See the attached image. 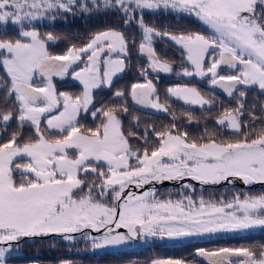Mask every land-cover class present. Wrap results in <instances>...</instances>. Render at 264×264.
Returning a JSON list of instances; mask_svg holds the SVG:
<instances>
[{"label": "snow or ice", "instance_id": "1", "mask_svg": "<svg viewBox=\"0 0 264 264\" xmlns=\"http://www.w3.org/2000/svg\"><path fill=\"white\" fill-rule=\"evenodd\" d=\"M101 7L120 11L125 25L135 22L140 28L137 50L148 60L141 75L173 72L154 46L155 40L168 39L181 47L193 69L182 68L177 74L209 77L210 85L224 89L229 97L238 93L236 108L223 110L216 120L235 139H222V133L207 128L204 136L190 137L175 123L161 130L146 127L143 135L126 131L119 115L129 112L126 102L90 112L94 90L111 88L114 77L128 68L136 40L108 29L93 34L82 46L72 44L63 54H53L49 42L58 37L34 27L25 29L24 24ZM161 8L195 16L212 34L172 32L145 22V10ZM8 23L19 25L20 31L18 38H0L4 93L0 102L5 105L0 108V125L6 133L15 121L19 130L0 143V245H5L0 246V264H7L13 243L18 248L22 240L53 234L73 243L82 238L99 249L140 237L186 238L264 227V193H237L231 200L217 201L197 196L195 186L187 183L173 199V193L161 194L155 186L186 178L201 185L236 179L247 185L264 184V127L256 130L259 117L254 112L251 123L242 122L247 91L240 90L255 86L264 94V0H0V24ZM79 64L83 67L71 74L82 83V94L57 92L53 78L69 75ZM222 65L238 71L221 75ZM166 91L187 105L213 106L196 87L172 86ZM113 95L121 99L127 95L135 105L169 112L151 79L133 83L127 94L118 90ZM53 111L58 114L52 115ZM46 113L47 130L60 134L56 139L41 130ZM82 113L93 118L99 114L103 120L86 127L80 123ZM133 121L139 127V118ZM25 125L33 129L35 139H21ZM24 158L26 163H18ZM145 186L149 187L139 193L131 190ZM194 255L206 264H264V245L197 248ZM151 264L186 262L169 258Z\"/></svg>", "mask_w": 264, "mask_h": 264}, {"label": "trees", "instance_id": "2", "mask_svg": "<svg viewBox=\"0 0 264 264\" xmlns=\"http://www.w3.org/2000/svg\"><path fill=\"white\" fill-rule=\"evenodd\" d=\"M91 7V4L89 3ZM145 22L149 25H155L158 29L169 30L172 32H191L201 33L205 36L212 34L210 28L203 24L195 16L188 14L178 13L171 9H159V10H145L144 12ZM25 29L30 27L36 28L41 33L52 32L58 37L56 42H49V51L53 54H63L69 46L75 44L76 46H82L87 43L89 38L100 31L108 29H116L122 31L130 39H135L136 46H132L130 49L131 59L127 61L128 68L117 75L114 78V82L111 88L102 87L94 90V105L90 106V112L95 111L100 107H119L123 103H127L129 112L119 113L121 119L124 122V128L126 131L131 130L134 132H140L143 135L144 128L155 127L157 130H161L165 127H170L173 123L177 125L180 131H187L190 137L204 136L205 129L214 130L222 133V139H235V137L229 131L222 127L217 126L216 120L225 109H235L239 101L238 93L232 97H229L227 93L218 92L211 88L209 83V77L201 78L199 76H184L181 73L182 68H188L192 71L190 62L186 60V54L182 51L181 47L171 42L168 39L155 40L154 46L161 59L168 60L173 66L172 73H160L158 75L151 74L143 76L140 73V68L147 66V58L142 56L138 50V43L141 40V30L138 25L133 22L131 25L124 24V16L120 11L105 10L101 7L99 10H94L91 13H77L76 15L64 14L56 15V19H50L48 16L40 18L37 21H33L31 25L25 22ZM20 31L19 25L8 23L6 26L0 24V38H18ZM221 75L229 74L230 72L238 71V69H230L229 67L221 68ZM0 75H3V69L0 68ZM147 79H151L157 88V92L160 98V102L164 103L169 109V112L165 113L153 109L152 111H142L133 106V103L127 95L121 99L115 97L113 94L118 90H123L126 94L133 83H144ZM67 85L72 86L71 93L66 92L73 97L82 94L83 87L78 82L71 81L70 77L64 80ZM53 83L56 84V78H53ZM189 86L196 87L205 99L211 100L213 106L201 108L199 106L187 105L183 101L175 98H170L166 89L172 86ZM241 91H247V99L243 101L246 105L245 114L242 118V122L248 121L251 123L249 116L250 113L259 117L255 122L256 130L264 127V112L261 111V104H264V94L253 86L250 89L240 88ZM4 95L0 92V98ZM5 105L0 102V108H4ZM173 114L175 119L173 118ZM49 115V114H48ZM46 115L41 121V130L45 133L49 139H56L59 137V133L52 131L49 132L46 128ZM189 116L192 117L189 120ZM133 117L139 118V127H137L133 121ZM103 117L99 116L93 118L90 114H81L80 123L86 127H95L100 124ZM18 127L15 121H13L5 130L0 125V143L5 142L11 136L14 131H18ZM148 136L152 137L151 131ZM29 138L35 139L33 129L29 125H25L22 131L21 139L28 140ZM134 145L137 141L133 140ZM70 156H75V152L70 151ZM27 159H20L18 163H26ZM103 166V165H102ZM17 178L19 174L17 173ZM83 178V177H82ZM89 180L94 179L89 175ZM185 181V182H184ZM184 181L178 183H172L165 181L163 183L156 184L159 193L167 194L171 192L175 193L182 191V185L187 183H193L196 188V194H202L206 199L220 200L221 198L230 197L229 194L242 193L238 188H242L243 183H237L236 186H229L227 182H221L216 185H201L197 181L186 178ZM239 184V185H238ZM201 188H200V187ZM248 187L250 193L253 195L264 193V184L243 185ZM184 194H189L184 192ZM243 194V193H242ZM178 197V196H176ZM163 198V196H162ZM57 234H53L50 237L36 238L33 240H22L20 243L21 255L13 257V263H30V264H61L62 261H72L73 264H103L114 263L124 264L131 259L132 263L141 264V258L144 259L146 264H149L150 260L154 257L146 256V252L142 249L137 250L141 252L140 256L134 254L132 251H121L118 255H113V258H106V254L98 255L94 253H83L80 251L78 245H72L71 253H68V246L64 240L56 239ZM219 242H232V241H249L253 243L252 246L264 245V231L260 233H251L246 236L226 237L219 238ZM199 244L193 242H186L183 244H175L172 246L160 247L159 257H166L167 259H182L189 261L192 258H196L194 255L195 249ZM201 246V245H200ZM254 250H258L254 248ZM153 254V253H150ZM146 256V257H144ZM7 264L11 263L12 257H6ZM83 261V263H79Z\"/></svg>", "mask_w": 264, "mask_h": 264}, {"label": "rangeland", "instance_id": "3", "mask_svg": "<svg viewBox=\"0 0 264 264\" xmlns=\"http://www.w3.org/2000/svg\"><path fill=\"white\" fill-rule=\"evenodd\" d=\"M163 9V8H161ZM155 11V10H152ZM27 23V22H26ZM106 58V57H105ZM79 70V69H78ZM104 70H105V66H104ZM103 70V71H104ZM119 75V74H118ZM56 78V89L58 92H72L71 89L73 88L72 86L67 85L68 83H66L64 80L67 79L65 77L61 78V77H55ZM77 80L73 75H71V81ZM115 78V77H114ZM79 81V80H77ZM80 82V81H79ZM58 114V113H57ZM55 114V115H57ZM172 182H176V181H172ZM185 182V181H184ZM243 183L242 188H238V190H240V192H242L243 194H253L250 193L248 187H245L243 185H247L245 184L242 180L240 179H236L234 182H228L229 186H236L237 187V183ZM193 184V183H192ZM257 184H261V183H257ZM239 185V184H238ZM156 188L158 189L157 185H155ZM149 186H145L144 189H136L135 187H133L131 190L135 191L137 193L141 192V191H145L147 190ZM200 187V186H199ZM201 188V187H200ZM158 192H160V190H158ZM197 196H199L200 194H196ZM230 197L228 198H221L224 200H231L232 196L234 194H229ZM177 195L173 194V199L179 198L176 197ZM164 198V197H163ZM119 231H126L125 229H119ZM264 231V227H257V228H253V229H249V230H243V231H235V232H218V233H212V234H203L201 236H195V237H186V238H172L173 240H171L172 242L167 243L164 242V240L167 238H153V237H140V238H134L133 240H130L128 242H125L121 245H116V246H106L104 248H99V249H92L90 246V243H87L85 240H83L82 238L78 239L76 242H68V241H63L67 244L68 246V253H71L70 250L72 249V245H78V247L80 248V251L83 253H94L97 252L98 255H102V254H106V258H113V255L111 254H119L121 251H132L134 254H138L140 256L141 252L138 253L137 250L142 249V251H145L146 256L147 254H149L148 257H154V258H158V259H167L166 257H159V251L160 247L162 246H172L175 244H183L186 242H193L194 244H199V246L201 245V247H207V246H218V244L222 245H227L230 243H245L247 246H252V244L254 243H249V241H232V242H219L218 239L219 238H226V237H237V236H246L248 234L251 233H260ZM79 235V234H78ZM100 235V234H99ZM58 237H56V239H60V241H62L61 237L57 234ZM188 240V241H186ZM163 241V243H161ZM167 241V240H166ZM21 243V242H20ZM20 243H19V247L17 248L15 243H13V247L10 250V253L8 254V256L12 257L11 263L9 264H30V263H13V257L19 256L21 255V249H20ZM0 246H5V245H0ZM153 253V254H150ZM7 256V257H8ZM144 256V257H146ZM135 258V257H134ZM131 259L129 262H126L124 264H135L132 263ZM152 258V259H154ZM145 260L141 258L140 263L141 264H146L144 262ZM79 263H83V261H80ZM103 264H114V263H103Z\"/></svg>", "mask_w": 264, "mask_h": 264}, {"label": "flooded vegetation", "instance_id": "4", "mask_svg": "<svg viewBox=\"0 0 264 264\" xmlns=\"http://www.w3.org/2000/svg\"><path fill=\"white\" fill-rule=\"evenodd\" d=\"M105 57H106V55L105 56H103L101 59L103 60V59H105ZM77 67H83V64H79ZM104 67V65L103 64H101V69ZM76 71H78V70H76ZM72 75V74H71ZM74 79V78H73ZM75 80V79H74ZM75 81H77V80H75ZM77 82H79V81H77ZM79 83H81V82H79ZM82 84V83H81ZM62 110V109H61ZM103 231V230H102ZM99 234H102V232L101 233H96L95 231H92V235H99ZM167 240V241H166ZM171 240H173L172 238H166L165 240H164V242H167V243H170V242H172ZM186 241H188V240H186ZM161 243H163V241L161 242ZM240 246H247L245 243H230V244H227V245H222L221 246V244H218V246H207V247H201V246H197V247H199V248H205V249H209V250H212V249H218V248H221V247H240ZM156 259H158V258H154V259H151L150 260V262H149V264H151V262L153 261V260H156ZM186 262V264H206V262L205 261H203L202 259H200V258H192V259H190L189 261H185Z\"/></svg>", "mask_w": 264, "mask_h": 264}, {"label": "water", "instance_id": "5", "mask_svg": "<svg viewBox=\"0 0 264 264\" xmlns=\"http://www.w3.org/2000/svg\"><path fill=\"white\" fill-rule=\"evenodd\" d=\"M144 56H145V55H144ZM221 67H226V65H222ZM150 72H151V71H150ZM151 73H153V74H158V73H155V72H151ZM159 74H160V73H159ZM211 87H212L213 89L219 91V92H224V93H226V92L224 91V89L220 88L219 86H212V85H211ZM133 104H134V106H135L136 108H139V109L144 110V111H150V110H152V108H150V107L135 105L134 102H133Z\"/></svg>", "mask_w": 264, "mask_h": 264}]
</instances>
